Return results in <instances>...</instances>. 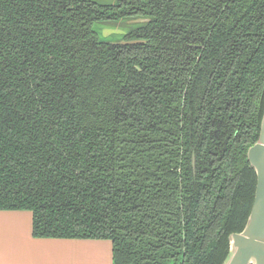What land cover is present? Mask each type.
I'll return each mask as SVG.
<instances>
[{
  "label": "trees",
  "instance_id": "16d2710c",
  "mask_svg": "<svg viewBox=\"0 0 264 264\" xmlns=\"http://www.w3.org/2000/svg\"><path fill=\"white\" fill-rule=\"evenodd\" d=\"M263 112L264 0H0V210L34 237L223 264Z\"/></svg>",
  "mask_w": 264,
  "mask_h": 264
},
{
  "label": "crops",
  "instance_id": "0c3cea01",
  "mask_svg": "<svg viewBox=\"0 0 264 264\" xmlns=\"http://www.w3.org/2000/svg\"><path fill=\"white\" fill-rule=\"evenodd\" d=\"M0 264H112L108 239L37 238L29 210H0Z\"/></svg>",
  "mask_w": 264,
  "mask_h": 264
},
{
  "label": "water",
  "instance_id": "95a60500",
  "mask_svg": "<svg viewBox=\"0 0 264 264\" xmlns=\"http://www.w3.org/2000/svg\"><path fill=\"white\" fill-rule=\"evenodd\" d=\"M247 159L256 173L254 200L242 231L229 236L230 250L223 264H264V112L258 138L248 148Z\"/></svg>",
  "mask_w": 264,
  "mask_h": 264
},
{
  "label": "rangeland",
  "instance_id": "374dc122",
  "mask_svg": "<svg viewBox=\"0 0 264 264\" xmlns=\"http://www.w3.org/2000/svg\"><path fill=\"white\" fill-rule=\"evenodd\" d=\"M90 1H95L100 4H114L116 3L117 0H90ZM137 21L135 20H128L127 25L123 24H117V25H105L101 26L99 31H100V36L109 41V42H117V41H123V35L127 30L129 29V25H134Z\"/></svg>",
  "mask_w": 264,
  "mask_h": 264
}]
</instances>
